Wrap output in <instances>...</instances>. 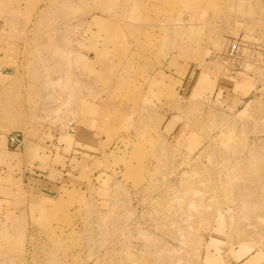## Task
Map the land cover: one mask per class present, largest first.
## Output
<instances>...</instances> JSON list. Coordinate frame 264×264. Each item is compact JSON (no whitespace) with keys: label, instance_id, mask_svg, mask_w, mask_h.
I'll list each match as a JSON object with an SVG mask.
<instances>
[{"label":"rangeland","instance_id":"rangeland-1","mask_svg":"<svg viewBox=\"0 0 264 264\" xmlns=\"http://www.w3.org/2000/svg\"><path fill=\"white\" fill-rule=\"evenodd\" d=\"M0 35V134L84 137L58 198L0 180V264H264V0H0Z\"/></svg>","mask_w":264,"mask_h":264},{"label":"crops","instance_id":"crops-1","mask_svg":"<svg viewBox=\"0 0 264 264\" xmlns=\"http://www.w3.org/2000/svg\"><path fill=\"white\" fill-rule=\"evenodd\" d=\"M10 6L13 7V5L11 4ZM2 38H3L2 35H0V50L2 49ZM3 68H1V70ZM186 73H188L186 77V84L189 85L191 83V80H189V78L191 79L192 76L191 69L188 70ZM7 76H10L12 79L7 80L6 79ZM244 76L245 73H237L235 74V76H232V78L242 79L245 78ZM13 80H14L13 75L2 74L0 83L5 82L6 84L7 83L9 84L11 82H14ZM243 80L240 81L243 82ZM245 83L249 84V81L246 80ZM241 89L243 90L242 93L246 92L245 91L246 89H244L242 86ZM167 104L168 107L165 109L167 110L170 109V111H175L177 105L175 104L174 100H170ZM150 106L152 105L150 104L148 108L145 109V111H164L163 105H160L157 102H155L154 107H150ZM20 109L21 108L14 106V111H20ZM0 111H4V109L0 107ZM15 115L16 113L14 112V116ZM110 124L111 125L114 124V127H117L118 120L111 119ZM19 128H23V126L19 125V123L16 122L14 119V131L22 132L21 134L23 137V147L19 151H21L20 152L21 156L23 154L22 156L23 159L21 160L20 165L24 170L18 168L19 163L16 164L14 163L13 173L8 168V167H12L10 165H8L7 168L2 169L0 172V180L9 181L12 185L11 193L13 196L14 207L19 208L20 203L29 204L32 196L38 199H46V200H50L51 197L58 198L60 196L61 191L62 192L64 191L62 190L63 181H66L65 180L66 177L73 176L75 178H78L77 175L78 173L76 174L75 170L72 173V169H75L77 167V164H79V162H81L80 160L82 159L77 156L70 155L69 152L73 151L75 153L77 147H82L81 141L84 138L83 134L79 133L78 135L74 136V138L72 139H69L68 137L62 135L63 137L60 138L54 137L50 141L49 139H47L48 137L47 127L37 130L34 129L33 131H22ZM81 130L83 131V129ZM54 133L57 134L56 131H54ZM87 134L89 133L87 132ZM59 139H61V141L63 142H60ZM7 148H8L7 137L2 136V134H0V162H2V160H4L6 156L12 154L11 152L7 151ZM86 163L85 165H81L80 172H84L85 170H87V168H90L91 163L90 162H86ZM3 172L5 174L1 175V173ZM97 175L99 174H96V176L90 178L92 179L93 182L95 181L96 184H97L96 182ZM103 176H109V175L104 173ZM100 180L103 181L104 180L103 177H101ZM99 185L100 183H98L97 186L94 187V190H96V192L97 190H100ZM65 186L66 189H68V191H73V190L77 191L76 188L72 189V187L69 184H66ZM74 210L76 211L77 208H74Z\"/></svg>","mask_w":264,"mask_h":264},{"label":"built area","instance_id":"built-area-1","mask_svg":"<svg viewBox=\"0 0 264 264\" xmlns=\"http://www.w3.org/2000/svg\"><path fill=\"white\" fill-rule=\"evenodd\" d=\"M246 48L242 37L227 39V45L223 51L222 59L228 73L233 74L237 71H242L245 69L247 61H253V54L247 51H257L258 49L255 48H262L264 50V46L262 47L258 44L255 48ZM65 130L67 133L73 134L76 130L75 125L72 122H67ZM7 146L14 151H19L23 147L22 135L19 132L9 133L7 135Z\"/></svg>","mask_w":264,"mask_h":264},{"label":"water","instance_id":"water-1","mask_svg":"<svg viewBox=\"0 0 264 264\" xmlns=\"http://www.w3.org/2000/svg\"><path fill=\"white\" fill-rule=\"evenodd\" d=\"M2 73L3 74H7V75L8 74H13V70L12 69H8V68H5V69L2 70Z\"/></svg>","mask_w":264,"mask_h":264}]
</instances>
